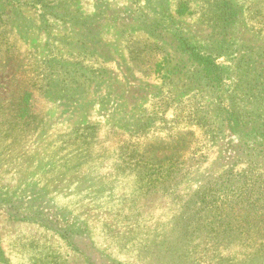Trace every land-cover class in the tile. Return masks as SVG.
I'll use <instances>...</instances> for the list:
<instances>
[{
	"label": "rangeland",
	"instance_id": "1",
	"mask_svg": "<svg viewBox=\"0 0 264 264\" xmlns=\"http://www.w3.org/2000/svg\"><path fill=\"white\" fill-rule=\"evenodd\" d=\"M0 264H264V0H0Z\"/></svg>",
	"mask_w": 264,
	"mask_h": 264
}]
</instances>
